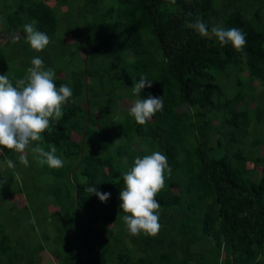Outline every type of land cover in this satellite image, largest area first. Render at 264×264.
<instances>
[{"label":"trees","instance_id":"16d2710c","mask_svg":"<svg viewBox=\"0 0 264 264\" xmlns=\"http://www.w3.org/2000/svg\"><path fill=\"white\" fill-rule=\"evenodd\" d=\"M73 1L76 6L67 10L68 23L70 27H74L75 36L79 37L83 32L78 27L82 26L80 20L84 21L85 26V19L94 17L93 11L100 3L102 6L105 4L104 0ZM80 1L84 2L78 4ZM114 1V4L107 7V18L101 26L93 20V24L86 27L85 34L82 33L86 38L85 44L90 42L92 45L86 60L88 66L85 69L82 66L74 69L71 82L55 77L57 87L68 84L73 90V96L62 106L61 119L51 122L50 131H45L41 140L35 141L39 145L45 142L42 147L46 151L50 150L51 145H55L63 151L64 159L77 160L76 167L67 165L65 168L72 172V176L59 184L62 186V193L57 196L59 201H54L59 203V209L50 213L45 210L44 215L45 220L56 224L65 222L70 229H81L78 249L70 246V242L61 234L55 238L57 250L54 255L59 259L57 264H82L83 254L85 264H105L109 260L115 264H252L256 258L257 242L264 249V164L260 178L252 181L247 169L233 163L234 159L244 158L242 150H238L234 156L224 152L219 157H211L197 149V161L189 163L182 170L187 161L181 157L187 131L206 136L209 122L197 130L194 124L181 119L179 108L183 104L198 106L199 112L196 114L202 116L203 109L212 101L213 95L210 84L204 79L215 81L216 75L233 66L245 65L253 78L264 81V29L257 27L242 11L232 12L225 29H242L247 41L243 52H237L231 43L223 46L218 40L211 43L207 37L200 36L187 26L197 19L208 26V16L214 12L213 0ZM62 2L68 3L69 0ZM3 7L5 29L10 37L20 32L21 36L16 37V44L23 51L30 50L22 40L26 36L22 28L25 23L35 21L34 26L38 30L49 37H56L61 21L47 3L17 0L13 5L10 0H3ZM91 27L95 28L89 31ZM62 46L63 42L59 44V47ZM78 52L79 48L75 47L66 49L62 56L58 51L56 54L43 53L38 57L43 59L45 68L55 69L59 62L65 64L64 68H68L70 64L76 63L74 60L68 63L69 59L63 58H74ZM125 52L132 53L135 60L118 61L117 57ZM119 71L138 75V79L144 75L153 81L152 87L144 88L138 99H147L149 95L164 97L162 112H157L145 125H139L135 121L123 123L120 135L128 143L136 137L150 135V142L166 155L171 169L170 174L165 172L166 186L156 196L161 205L159 223L162 224V231L155 236L142 233L133 239L140 243L143 251V256L137 260L130 254L123 253L122 250L126 247L119 239L116 240V248L110 246L113 233L108 230L105 237L104 232L98 228L101 222L100 199L84 191L86 187L94 186L100 192L110 193L111 198L113 187L122 191V173L125 170L111 171L108 176L104 175L103 167L109 165L99 151L104 144H108L105 136H100L94 151H85L83 143L75 142L72 135L77 131L84 139L88 133L89 125L86 123L83 127L79 120L84 123L88 121L91 115L89 106H96L104 121L106 105L113 101L111 81ZM4 72L12 79L14 86L15 79L26 75V69L16 64L15 57L0 42V75ZM87 79L97 80L99 89L90 85L87 93L83 84ZM85 99L89 104L87 110L80 101ZM238 99L239 94L225 100L220 106L226 117L230 139L236 143H240L249 134L251 125L248 111H235L231 107ZM218 145L222 147L221 140H218ZM122 148L123 145L120 146ZM2 155H5V159L16 162L13 151L3 149ZM139 155L144 156L143 153ZM136 157L134 154L130 155V161L133 163ZM31 163L30 169L34 165L32 160ZM46 168V171H53L48 166ZM19 170H15L16 174ZM81 175H86V180H82ZM5 177V174L0 173V190L7 189ZM174 188H177V192ZM18 190L23 194L21 187ZM52 193L47 195L53 197ZM205 200L209 201L208 210L203 205ZM48 201L51 202L49 199ZM35 209L37 210V206ZM172 218H177L178 225L172 223ZM7 227L0 222V264H21L28 253L17 249L19 241L12 240L6 234ZM56 228L60 232L63 230L59 226ZM216 235L219 238L213 244L210 238ZM202 240L206 242V249L201 252L194 250V246ZM117 250L121 252L114 255Z\"/></svg>","mask_w":264,"mask_h":264},{"label":"rangeland","instance_id":"374dc122","mask_svg":"<svg viewBox=\"0 0 264 264\" xmlns=\"http://www.w3.org/2000/svg\"><path fill=\"white\" fill-rule=\"evenodd\" d=\"M16 1L17 0H10V3L14 5ZM33 1H43L56 12L61 21V25L55 35L56 37H50L49 45L40 52L33 50L30 45L25 42V38L22 37L23 42L30 48L28 52L25 50L23 51L16 43H12L13 37H10L5 29V8L3 7V0H0V42L3 46L7 47L13 57H15L16 64L25 69L31 66V60L34 56L38 57L43 53L56 54L58 51L62 56L65 54L66 49L79 48V52L74 58L68 56L63 58L64 60L68 58V63H72L74 60L77 65L70 64L68 68H64L63 66L65 64L59 62V65L54 69L56 76L71 82V73L74 69L80 68L81 66L85 69L86 66H88L86 60L92 45L90 42L85 44L86 38L82 33L85 34L86 27L91 26L93 20L98 26H101L104 19L107 18L105 14L107 7L114 4L115 1L104 0L103 2L105 5L103 6L100 3V5L95 8L96 10L93 11L94 17H87L85 19L87 22L85 26L84 21L80 20L82 26L78 25V27H81L83 32L79 37L75 36L74 27H70L68 23L69 16L67 12L68 8H75L76 2L74 3L73 0H69L68 3H63L62 0ZM213 1L214 12L209 14L207 20L209 32H211V27L215 25L225 28L228 17L236 10L245 13L257 27H262L264 29V0ZM83 2L84 1H80L78 4ZM94 28L95 27H91L88 30L90 31ZM18 36H21L20 32H17L14 37ZM107 36H109L108 33ZM207 38L211 43L217 41L212 35H209ZM62 42L64 46L59 47V44ZM117 58L120 62H133L135 60L133 54L127 52L121 53ZM4 74L5 72L2 75ZM138 78V75L126 74L121 71L113 75L111 81L113 85V101L106 105L104 112L107 114L104 117V121H102L96 106L91 107L89 104L87 105L86 99L84 101L80 100L81 104L86 107V110L88 109L87 106H89V110H91V115L88 117L87 122L84 123L79 120L80 125H83V127H85L86 123L89 125V131L86 136H84V139H82L77 131L73 132V140L75 142L81 141L85 151L89 149L94 151L100 136L106 137L108 144H104L103 149L100 151L97 150L100 152L103 160L109 165L103 167V173L106 176H108L111 171H127L133 165L130 161V155L132 154L141 157V155H139L140 153H143L145 156L154 151H159L158 147L150 142V135L141 138L136 137L130 143L126 141L125 137L120 135V129L123 123L135 121L134 118L129 115V108L132 103L138 99V96L133 95L132 91L133 80L136 79L139 81ZM204 81L210 84L213 95L212 101L203 109V115L197 116L196 113L199 112L198 106L191 107L188 104H183L179 108L181 119L187 123L194 124L197 130L202 128L206 122H209V126L206 128L208 131L206 136H200L198 132L194 134L192 131H187V136L184 137V149L181 152V157L187 159V161L182 170H184L189 163L192 164L197 161V149H200V151H203L211 157H219L224 152H228L231 156H234L238 150H242L244 158L234 159L233 163L238 167L247 169L249 178L252 181H257L261 176L264 164V81L262 79L253 78L245 65L233 66L224 70L222 73L216 75L215 81L205 79ZM83 84L84 90L87 93V89L90 85H93L97 90L99 89L97 85L98 82L95 79L84 80ZM238 94V101L231 107L234 108L235 111H248L251 119L249 134L245 136L240 143H236L230 139L228 126L225 122L226 117L220 107L225 100L232 99ZM84 97H86V94ZM218 140H221L222 147L218 145ZM44 143L45 142H42L40 146L42 147ZM36 145L37 143L34 141L25 150L29 163L32 164L31 160L34 162V165H32L33 168L31 169L29 168L30 164L27 167L20 164L17 159L18 153L14 151L16 162L12 161L14 166L8 167L7 161L9 159H5V155H2V150H0V173L5 174V182L7 185L6 190H0V222L8 226L6 228V234L9 235L12 240L16 239V241H19L18 248L20 250L26 251L29 253V256L32 257L33 255L40 254H38V252L41 250L40 246H42L46 248L49 255H51L53 260L51 264H57L59 263V259L54 255L55 250H57L55 238L61 234L63 238L70 242V246L78 249L81 229L78 227L70 229L65 222L56 224L55 222L45 220L44 215H46L45 210L50 213L59 209V203L57 204L54 202L56 199L58 200L57 196L62 193V186H59V184H63L67 177L70 178L72 176V172H68L65 168L67 165L76 167L77 160L64 159L63 151L56 148V155L63 160L64 165L62 168H52V172L50 170L46 171V166L48 165L40 164L36 159V154L31 150ZM122 145L124 148L120 149ZM48 168L50 167L48 166ZM15 170H19L17 174ZM99 177H101V175H99ZM81 178L82 180H86L87 177L86 175H81ZM55 184H57V186H55ZM53 186H55V188ZM20 187L23 189V194H20L21 191L18 190ZM111 190L113 194L112 197L106 202H99V216L101 222L98 228L104 232L105 237H107L108 230L113 233L109 241L112 248H116V240L119 239L121 244L126 247L122 250L123 253L130 254L134 260H137L139 257L143 256V251L140 249V243L138 241L134 242L133 239L138 238L142 233L138 236H133L128 233L122 220L124 213L119 208L121 203L119 199L121 189L113 187ZM174 191L177 192V188H174ZM51 192H53V197L47 195V193L50 194ZM48 199L51 200V202L48 201ZM73 199L76 201V198ZM208 202V200H205L203 204L206 210H208ZM182 205H184V203ZM36 206L37 210L35 209ZM27 207H29V209H26ZM171 221L174 225H178L177 218H172ZM57 226L63 228L62 232L58 231L56 228ZM161 231L162 224L159 232ZM48 235L49 238H46ZM218 238L219 235H216L210 238V241L216 244ZM256 248V258L252 264H264V249L260 248L258 242ZM204 249H206V242L203 240L194 246V250H198L199 252L204 251ZM118 251L119 250H117L114 255H116ZM24 262L30 261L26 260ZM36 262L44 264L41 259ZM110 262L112 261L109 260L105 264H110ZM112 264H115V262H112Z\"/></svg>","mask_w":264,"mask_h":264},{"label":"clouds","instance_id":"9594fccd","mask_svg":"<svg viewBox=\"0 0 264 264\" xmlns=\"http://www.w3.org/2000/svg\"><path fill=\"white\" fill-rule=\"evenodd\" d=\"M35 23H25L22 28L26 34L25 42L40 52L49 45L50 37L38 30ZM187 26L202 37L214 36L222 46L231 43L237 52H243L247 42L246 34L239 28L225 29L215 25L209 32L208 26L200 19ZM16 42L17 38L13 37L12 43ZM55 77V70L45 68L40 57L32 58L25 77L15 79V86L7 73L0 75V150L18 153L17 159L25 167L29 166L25 150L32 142L40 141L42 133L50 131L51 122L61 119L62 106L73 96L68 84L57 87ZM152 82L144 75L140 76L139 81L134 79L133 95L138 96L144 88H151ZM163 109L164 97L149 95L147 99H136L129 108V115L137 124L145 125ZM31 150L40 164H47L50 168H62L64 165L63 160L56 155L55 145L46 151L37 144ZM7 165L14 166L11 160L7 161ZM166 171L169 174L171 172L166 155L154 151L143 157L137 156L133 165L122 173L124 187L119 196V208L124 213L122 220L130 235L143 233L155 236L159 232L161 205L156 196L165 187ZM84 191L96 195L101 202H106L111 195L98 191L94 186L86 187Z\"/></svg>","mask_w":264,"mask_h":264},{"label":"crops","instance_id":"0c3cea01","mask_svg":"<svg viewBox=\"0 0 264 264\" xmlns=\"http://www.w3.org/2000/svg\"><path fill=\"white\" fill-rule=\"evenodd\" d=\"M40 248L41 250H39L38 252V254L40 253L39 255L36 254V255H33L32 257L31 256L29 257V253H28L26 260H29L30 262H26L27 264H39L38 262H36L39 259H41L44 262V264L45 263L51 264V262H53L51 255H49L48 253V250L44 247H40ZM18 250L20 249L18 248ZM26 263L23 262L21 264H26Z\"/></svg>","mask_w":264,"mask_h":264},{"label":"built area","instance_id":"2783aa9c","mask_svg":"<svg viewBox=\"0 0 264 264\" xmlns=\"http://www.w3.org/2000/svg\"><path fill=\"white\" fill-rule=\"evenodd\" d=\"M82 259H83L82 264H85V261H84V254L82 255Z\"/></svg>","mask_w":264,"mask_h":264}]
</instances>
